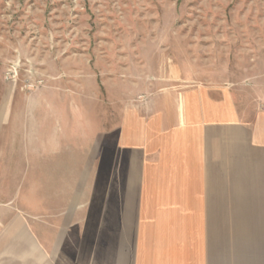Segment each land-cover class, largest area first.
Segmentation results:
<instances>
[{
	"label": "rangeland",
	"instance_id": "1",
	"mask_svg": "<svg viewBox=\"0 0 264 264\" xmlns=\"http://www.w3.org/2000/svg\"><path fill=\"white\" fill-rule=\"evenodd\" d=\"M200 88L264 111V0H0V237L29 227L51 264H264L231 131L99 162L128 111Z\"/></svg>",
	"mask_w": 264,
	"mask_h": 264
},
{
	"label": "crops",
	"instance_id": "2",
	"mask_svg": "<svg viewBox=\"0 0 264 264\" xmlns=\"http://www.w3.org/2000/svg\"><path fill=\"white\" fill-rule=\"evenodd\" d=\"M158 103L160 109H156L153 115L144 114L148 105H143L134 114L129 111L125 114L120 131L116 132L117 144L107 145L99 154V162L106 163V173L112 171L115 162L120 167L130 165L133 151L141 155L152 144L163 149L160 158L174 157L183 147L180 144L184 139H193L195 130L216 126L224 133L231 131L227 137L232 142L234 175L248 177L250 181L243 188L261 187L259 183L264 182L263 110L257 109L253 120H245L228 89L219 91L218 95L203 88L160 91L155 98V108ZM227 137L221 139L225 141ZM4 234L0 237V264H51L45 256L44 244L37 240V234L29 227L10 226L4 229ZM56 261L70 263L64 256H59Z\"/></svg>",
	"mask_w": 264,
	"mask_h": 264
}]
</instances>
